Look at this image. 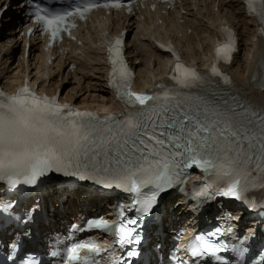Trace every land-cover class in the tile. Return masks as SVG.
Wrapping results in <instances>:
<instances>
[{
    "label": "snow or ice",
    "instance_id": "obj_1",
    "mask_svg": "<svg viewBox=\"0 0 264 264\" xmlns=\"http://www.w3.org/2000/svg\"><path fill=\"white\" fill-rule=\"evenodd\" d=\"M243 3L247 14L258 20V33L264 37V0ZM10 6L11 0L0 4V24ZM16 7L38 30L49 34L51 46L65 32L75 39L70 29L76 27L77 18L84 20L99 8L121 9L124 4L123 0H69L60 5L18 0ZM33 31L28 28L29 34ZM222 31L225 39L217 41L215 59L204 72L184 64L168 47L175 58L169 75L172 83L158 82L148 92L132 90L124 34L112 39L105 34L111 65L109 85L125 104L120 115L101 117L61 103L59 94H37L27 83L13 94L0 92V228L6 224L18 228L13 233L16 238L5 241V259L10 264H17L11 253L23 251L32 238L27 229L42 207L41 200L34 197L50 186L54 189L60 177L92 181L118 196L120 192L131 194V205L117 201L116 220L110 223L97 217L86 221L87 227L111 233L121 247L139 245L150 225L180 211V206L168 199L174 189L195 201L193 213L217 198L230 199L237 202V208L217 209L223 212L228 227L217 225L196 235L186 249L179 246L177 233L172 245L176 252L171 256L165 253V264H211L212 257L219 261L217 254L225 246L213 242L212 237L222 233L235 237L238 256L248 253L247 259L237 264H264V104L238 90L224 71L222 65L232 62L238 41L232 29ZM249 83L264 91V59L258 62ZM193 168L203 174L205 183L194 184L189 193L183 185ZM29 198L31 203L25 204ZM244 213L256 221L254 227L242 223ZM248 241L252 243L245 246ZM257 241L259 248L254 247ZM107 251L110 248H102L96 241H77L66 248L60 264H102V253ZM180 251H186L188 259L179 256ZM50 254L57 256L56 251ZM129 255L140 253L132 250ZM256 255L262 259L254 260ZM19 258L21 264H41L34 258Z\"/></svg>",
    "mask_w": 264,
    "mask_h": 264
},
{
    "label": "bare ground",
    "instance_id": "obj_2",
    "mask_svg": "<svg viewBox=\"0 0 264 264\" xmlns=\"http://www.w3.org/2000/svg\"><path fill=\"white\" fill-rule=\"evenodd\" d=\"M226 1L227 0H223V3L225 4V6H226V3H225ZM235 1H237V4L235 5L232 2H230L232 7L230 8V10H227L228 12L223 14V17L226 18V20H228L232 24H234L235 19L242 21V24H241L242 28L240 31H238V34L239 36L243 37V42H245V45L243 48V55L238 56V58L234 61L231 67H229L230 73L234 77L236 84L241 85L242 87H244L245 90L248 91L249 97L252 98L253 101L259 104H264V91H259L257 89H254L249 83V77L251 76V74L257 67L258 60L261 58L264 52L263 51L264 46L261 45V38L259 35L256 34V31H255L256 19L252 17H248L247 13L242 7V4H240L238 0H235ZM214 14H216V17H214ZM214 14L210 12L205 15L203 14V17H206V19L209 20V23L213 27V29H214V23L217 21L219 17L217 13H214ZM192 21L195 22L194 20ZM248 22L250 23V26ZM175 23H177V21H175L170 26V29H173V27L175 26ZM104 24L105 23H102V25ZM212 27L211 28L207 27L205 28L204 31H199V34L196 33V36H195L196 38H195L192 34L187 36L184 32L185 27L183 25L177 24V28L179 29V31L182 32V36L184 37L183 38L184 42L188 46L189 52L196 53L197 55L204 49L205 44L207 43L209 39L208 35L213 32ZM159 28L163 29L162 25L157 26V23L156 22L154 23L152 20H148V21L140 23L139 32L137 34V37H138L137 39L139 41L137 45L134 47L133 52L131 53L132 62L134 63L135 67L139 68L140 75L147 73L151 77L155 78L160 72L158 70L159 61L157 63H155L154 61V54L152 51L153 44L149 40H146V38H148L150 35L155 36L156 38H161L162 33L159 31ZM242 31L244 33H242ZM164 32L165 30L163 31V33ZM10 36L12 37L13 34ZM141 37H144L145 40H143V38ZM246 42H250V44H248V47H246L247 45ZM18 43H19L18 41H14L13 44L12 43H7L4 45L0 44V58H1L0 63L3 66V71L8 70L6 73H12L13 70L17 66L21 68L23 71L33 70L34 68L37 71H39L37 73L40 74L41 76H44V77L52 76L54 80H52L51 82L53 83L55 87H59L60 85H59V82L57 81L58 78L56 79L53 75L55 72L57 73L58 76L61 74L60 68L63 65L62 63L64 62V60H61L60 62L57 63V68L60 69L59 71L56 69H53L49 65H45L44 67L45 58L42 56H38V58L41 60L39 61L37 65L36 64L37 62L36 61L32 62V59L30 57L28 60L24 58L23 56L24 46L23 45L21 47L20 55L18 56V59L16 60L15 56L18 52V49L16 48L18 47V45H20ZM94 49L95 51L93 53V60L95 62H92L90 59H87L82 64L84 68H86L88 71H93V69H99L100 76H101V87L104 89L102 94L108 96L109 92H108V89L105 87V82L103 81L104 74L106 73L104 69V56H102L99 48L95 47ZM2 51H5L8 54H12L11 55L12 62L9 65H7L8 63L7 58L5 59L2 58V54H1ZM30 51H32V49H30ZM148 53L151 55L148 56L147 55ZM67 57H70V55H68ZM194 58H197V57H194ZM136 59L140 61L142 60L141 63L137 64ZM74 60L75 61L80 60L79 56L74 58ZM239 60H241L240 63H238ZM31 64L32 66L33 65L34 66L33 68L29 69V67H32L30 66ZM234 65L235 67L233 68ZM69 74L70 73L68 72L67 75ZM74 78L79 82L81 79V76L75 75ZM76 87L77 86H72V88L68 89L67 86L63 85L62 93L71 94V96H73L75 93ZM86 97H91L93 98V100L95 99L93 95H89V94H86L85 96H83V98H86ZM110 107H118V106L117 104H114L112 101H110ZM79 203L80 202H76V201L74 202V204H79ZM177 212H178V215L184 214L185 216H187L188 214L182 207H180V211H177Z\"/></svg>",
    "mask_w": 264,
    "mask_h": 264
},
{
    "label": "rangeland",
    "instance_id": "obj_3",
    "mask_svg": "<svg viewBox=\"0 0 264 264\" xmlns=\"http://www.w3.org/2000/svg\"><path fill=\"white\" fill-rule=\"evenodd\" d=\"M240 26L242 28L241 24ZM242 33L244 32L242 31ZM244 45H245V42H243L242 47ZM16 49L19 50V46ZM240 52L241 53L239 54V56L243 55V51L241 50ZM11 62H12V59L10 60V63ZM240 62L241 60H239L238 63ZM62 69L63 68H61L60 70L61 74L59 76L60 83H62V85L67 86V88H72V86H77L75 93L78 96V98L81 99L86 94L93 95L96 97H99L100 95H102L104 89L101 87V76H100L99 69H93V71H88L86 68H84V66H81L80 64H77L74 70L67 71L66 68L63 70ZM68 72L70 73L69 75H67ZM75 75L81 76V79L79 82L74 78ZM53 76L57 77V73L55 72Z\"/></svg>",
    "mask_w": 264,
    "mask_h": 264
}]
</instances>
